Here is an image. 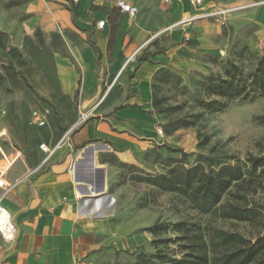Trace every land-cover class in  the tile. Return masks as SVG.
<instances>
[{
  "label": "crops",
  "instance_id": "obj_1",
  "mask_svg": "<svg viewBox=\"0 0 264 264\" xmlns=\"http://www.w3.org/2000/svg\"><path fill=\"white\" fill-rule=\"evenodd\" d=\"M72 1L74 12L68 0H20L22 17L0 30L10 33L13 51L34 60L33 111L45 116L42 126L31 117L29 148H3L17 156L4 173L12 187L0 199L16 235L0 236V264H88L109 245L138 247L154 237L148 229L154 221L142 222V210L123 200L117 180L122 167L156 145H170V129L151 112L152 77L163 66L180 69L187 46L171 34L151 46L148 59L127 63L140 54L145 32L116 0ZM191 13L184 1H174L171 23ZM251 14L259 38L253 46L264 50V3Z\"/></svg>",
  "mask_w": 264,
  "mask_h": 264
},
{
  "label": "rangeland",
  "instance_id": "obj_2",
  "mask_svg": "<svg viewBox=\"0 0 264 264\" xmlns=\"http://www.w3.org/2000/svg\"><path fill=\"white\" fill-rule=\"evenodd\" d=\"M129 1L138 8L131 25L144 31L146 38L137 60L148 59L151 46H158L172 34L178 43L187 46L186 55L182 56L187 62L183 61L180 69L176 65L163 66L152 77L151 112L162 126L171 130L170 145H156L137 163L122 167L117 180L123 189V200L142 210L139 212L142 222L154 221V237L138 247L119 249L109 245L96 251L88 264H168L169 259H179L192 249L202 251L200 245L206 237L198 226L205 225L237 231L253 242L257 236L264 235V215L261 223L254 224L203 214L192 208L184 197L159 190L150 180L172 167L200 165L208 171L218 169L223 163L243 164L248 153L264 155V95L228 102L215 112L208 111L202 102L211 97L206 76H224L230 62L242 64V74L247 76L255 62L246 49L252 54H264V50L253 46L259 38L258 26L251 14L264 0H203L197 6L192 0ZM174 1H184L193 12L184 14L182 19L201 13H207L206 17L199 15L185 25L179 24L180 21L171 23ZM19 5L20 0H0V30L13 28V20L22 17ZM68 6L74 8L72 0H68ZM200 30L207 31L203 37L196 36ZM7 33L0 36V130L7 129L0 145L13 151L12 146L29 148L33 143L35 125L31 123V112L36 108L32 93L38 83L29 78L36 77L34 60L22 57L18 50L13 51L10 33ZM185 34L190 35V40H184ZM14 77L22 80L15 81ZM238 191L231 186L221 203L237 204L229 193ZM249 197L264 204V181ZM174 223L180 225L173 226Z\"/></svg>",
  "mask_w": 264,
  "mask_h": 264
},
{
  "label": "trees",
  "instance_id": "obj_3",
  "mask_svg": "<svg viewBox=\"0 0 264 264\" xmlns=\"http://www.w3.org/2000/svg\"><path fill=\"white\" fill-rule=\"evenodd\" d=\"M74 12V8H71ZM0 32V36L3 35ZM255 67L247 76L242 74L243 65L230 62L224 69V76H206L208 94L203 106L210 111L222 110L228 102L251 100L256 95H264V54H252ZM142 58L141 60H145ZM171 130L168 134H171ZM171 151H177L168 147ZM264 181V155L248 153L244 163H223L218 169L204 170L200 165L172 167L165 174L152 177L150 183L159 190L177 193L203 214H211L225 220L248 221L259 224L264 215V204L251 197ZM239 189L229 193L235 203L222 204V197L231 186ZM174 223L173 226H179ZM155 224L148 227L153 233ZM204 231L205 241L202 251L192 249L179 259L173 258L168 264H264V235L252 242L237 231H227L219 227L198 226ZM154 235V233H153Z\"/></svg>",
  "mask_w": 264,
  "mask_h": 264
},
{
  "label": "built area",
  "instance_id": "obj_4",
  "mask_svg": "<svg viewBox=\"0 0 264 264\" xmlns=\"http://www.w3.org/2000/svg\"><path fill=\"white\" fill-rule=\"evenodd\" d=\"M166 3H171L173 0H163ZM203 0H192L193 5H200L202 4ZM116 6L119 8V10L126 14L128 18H133L137 15L138 13V8L136 5L132 4L131 2H128L126 0H116ZM207 14V13H206ZM205 13H201L198 15H193L188 17L187 19H183L179 22V24H190L191 21L198 19V16L202 15V17H206ZM105 24V19H99L96 22L97 27L102 28ZM190 35L185 34L184 35V40L188 41L190 40ZM139 49L133 52L127 59V63H133L136 60L137 53ZM32 121L40 126L45 124V116L37 111L32 112ZM157 133L159 135H162L163 130L161 126H158L156 128ZM5 135V130L1 129L0 130V138ZM42 150L48 151V148L45 146V144H40L39 146ZM17 158V156H10L7 154L2 146L0 145V199L11 189L12 184H9L5 181L4 179V173L5 171L11 166V164L14 162V160ZM38 167L33 169L32 171H35ZM16 235V227L15 224L12 221V217L10 212L1 204L0 202V236L5 240V241H11L14 239Z\"/></svg>",
  "mask_w": 264,
  "mask_h": 264
}]
</instances>
